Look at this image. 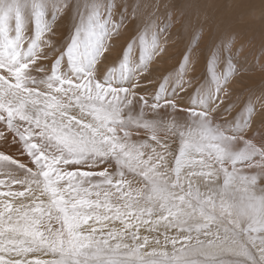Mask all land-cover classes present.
Segmentation results:
<instances>
[{
	"label": "rangeland",
	"instance_id": "rangeland-1",
	"mask_svg": "<svg viewBox=\"0 0 264 264\" xmlns=\"http://www.w3.org/2000/svg\"><path fill=\"white\" fill-rule=\"evenodd\" d=\"M63 2L0 0V182L19 176L20 189L5 188L21 201L39 190L34 200L47 209L30 216L50 224L40 222L48 240L31 259L264 264V0H74L62 15ZM158 141L170 161L197 166L196 186L184 185L187 170L143 177L139 163L126 174L115 162L125 145L143 152ZM47 181L61 197H46ZM179 207L184 219L166 214ZM82 234L97 246L77 250ZM16 235L0 238L6 264L30 261L21 254L39 245Z\"/></svg>",
	"mask_w": 264,
	"mask_h": 264
},
{
	"label": "bare ground",
	"instance_id": "bare-ground-1",
	"mask_svg": "<svg viewBox=\"0 0 264 264\" xmlns=\"http://www.w3.org/2000/svg\"><path fill=\"white\" fill-rule=\"evenodd\" d=\"M102 1V0H101ZM113 1V0H112ZM99 2V1H98ZM112 3H114V2H112ZM112 3H110L111 5H114V4H112ZM103 4V3H102ZM116 4V3H115ZM119 5V4H118ZM248 5V4H247ZM98 6V5H97ZM115 6V5H114ZM218 6V7H217ZM216 7L217 8H215V9H212V10H215L214 12H212V10H210V12H212V13H210V15H212V16H214V17H216V19L217 18H220V17H223L220 13H219V10H222V9H224V7L222 8L220 5H217ZM120 7V6H119ZM116 8H117V6H116ZM255 6H254V8H253V10H255ZM257 8H258V14L261 16V14H264V2H259V5H257ZM114 9V8H113ZM121 9V8H120ZM60 10V9H59ZM112 10V9H111ZM251 10V9H250ZM249 10V11H250ZM78 11V10H77ZM101 11V10H100ZM248 11V12H249ZM43 12V11H42ZM238 12V11H237ZM236 12V13H237ZM97 14H99L98 12H96ZM111 14H112V12H110ZM110 14V15H111ZM245 14V13H244ZM248 14V13H247ZM97 16H99V15H97ZM236 16V15H235ZM234 16V17H235ZM100 18L102 17V15H100L99 16ZM98 17V18H99ZM231 17H233V16H231ZM233 17V18H234ZM238 19V18H237ZM234 22V21H233ZM36 23V22H35ZM227 26V25H226ZM110 27V26H109ZM109 27H107V28H109ZM117 27V26H116ZM230 27V26H229ZM9 32V31H8ZM75 35V34H74ZM219 35V34H218ZM123 36H124V34H123ZM17 37H18V35H17ZM235 38V37H234ZM37 41H39V44L41 43V45H43L44 43V41L45 40H41V39H36ZM36 40L34 41V42H36ZM215 40V39H214ZM101 41V40H100ZM33 42V43H34ZM46 42H48V39H47V41H45V43ZM103 42V41H102ZM254 42V41H253ZM256 42V41H255ZM10 43V42H9ZM8 43V44H9ZM48 44V43H47ZM102 44V43H101ZM191 44V43H190ZM40 45V46H41ZM45 45V44H44ZM50 45V44H49ZM253 45V44H252ZM67 47V46H66ZM198 47V46H197ZM214 47V46H213ZM14 50V49H13ZM48 50V49H47ZM94 51V50H93ZM220 52V51H219ZM90 54V53H89ZM194 54V53H193ZM83 56V55H82ZM93 56V55H92ZM192 56V55H191ZM194 56V55H193ZM187 57V56H186ZM200 57V56H199ZM188 58V57H187ZM202 58V57H201ZM221 58V57H220ZM182 59V58H181ZM192 59V58H191ZM184 61V60H183ZM82 62V61H81ZM80 62V63H81ZM242 63V62H241ZM162 66V65H161ZM164 66V65H163ZM213 66V65H212ZM210 67H211V65H210ZM198 68V67H197ZM193 70V69H192ZM230 70V69H229ZM195 71H196V69H195ZM196 74V73H195ZM167 80V79H166ZM247 80V79H246ZM216 81V80H215ZM167 82V81H166ZM247 82V81H246ZM252 93V92H251ZM211 95V94H210ZM215 96V95H214ZM255 98V97H254ZM203 100V99H202ZM252 101V100H251ZM253 104V103H252ZM150 112V111H149ZM148 113V112H147ZM160 113V112H159ZM178 113V112H177ZM175 114V113H174ZM255 119V118H254ZM186 122V121H185ZM185 122H183V123H185ZM155 123V122H154ZM178 123V122H177ZM174 125V124H173ZM173 125H172V127H173ZM169 126H171V125H169ZM177 127H180V125H176ZM183 127V126H182ZM153 128V127H152ZM157 128V127H156ZM154 129V128H153ZM174 129H176V127L174 128ZM155 130V129H154ZM178 130V129H177ZM186 130V129H185ZM163 131V130H162ZM173 131H175V130H173ZM182 131H184V130H182ZM163 132H165V130L163 131ZM191 132V131H190ZM157 133V132H156ZM167 133H168V131H167ZM200 134V133H199ZM198 134V135H199ZM261 135H262V133H261ZM168 136H170V134L168 135ZM142 138V137H141ZM215 143V142H214ZM151 145V144H150ZM127 147H129L128 145H125V148L120 152V157H118V160L117 161H115L116 163L118 162L119 164L122 162V163H127L130 167H128V169H124V168H122L123 169V171H125V170H127L128 172L126 173V174H131V172H129L130 170L129 169H132V165L135 163V162H137V164L139 163V165H140V168H139V166H138V170H137V174H140V175H142L143 177H147V176H150L151 174H154V173H160V175H157L156 176V178H170L167 174L165 175L164 173H162V170L163 169H170L171 170V166H173V167H176V168H178L180 171L179 172H181V174H183L184 172H185V170H187V172L185 173V175L182 177V179H183V183H184V185L186 186V187H190V188H192L190 185H193V186H196L195 185V183H194V181H193V179H192V172H194V170L196 169V165L193 163V166H188L186 163H188V162H184V163H182L181 161H179V162H175V160L173 161L172 159H171V161H170V157L172 156V152H171V149L170 148H168V147H164L163 146V148L160 146V142L158 141V143H157V145H153V146H151V148H149V149H145L143 152H140L138 149H132V148H127ZM125 149H127V152H128V154H125ZM229 149V148H228ZM115 150V149H114ZM160 150H162V153H160ZM225 150V149H224ZM115 152V151H114ZM174 152H175V150H174ZM12 153V152H11ZM123 155V156H122ZM167 157L168 158V160L170 161V165H159V166H154V161H159V162H161V161H163L164 160V157ZM177 160V159H176ZM130 161V162H129ZM114 162V163H115ZM129 162V163H128ZM136 164V163H135ZM204 165V164H203ZM201 167V166H200ZM169 170V171H170ZM199 170V169H198ZM125 173V172H124ZM196 174H198V173H196ZM133 175V174H132ZM198 175H200V174H198ZM216 175V174H215ZM12 176V175H11ZM10 177V176H9ZM13 177V176H12ZM17 178H20L19 176L18 177H16V176H14L13 178H11V179H9V178H7V179H3V181L4 182H0V215L1 214H3V215H6V217L10 214V213H12V214H14V219L12 220V219H5L4 221H3V223L2 222H0V232H2V234L0 233V238H6V239H8V240H10V241H13V238H15L17 235H16V232H22V234H27V237L28 238H30V239H32V242L34 241L36 244H39L38 246L37 245H33L32 243L30 244V245H27V248H28V252H25V253H22L21 255H24V257L25 258H28L30 261H28V260H25V259H23V258H18L17 259V261H18V263L19 264H36V259H34V260H32L31 258H33V257H40L41 256V246L40 245H42V244H44V243H46V241L48 240V239H46L47 237L45 236V232L39 227V224H40V222H41V224H42V227L43 228H45V231H46V228L47 227H49L50 226V224L49 225H47L46 226V222H48V220H47V218H45V219H41L40 218V216H43L44 215V211L47 209V205L45 204V203H43V202H39V201H35L34 200V198L36 197V195L35 194H38V191L39 190H37V189H33V187H32V189H28L27 190V193H26V201H21L20 199H17V198H15L14 196H11V195H13L12 193H11V190L10 189H7V188H5V187H10V188H15V189H20V187H21V183L18 181V180H16ZM216 178V177H215ZM218 178V177H217ZM209 181V180H208ZM215 181V180H214ZM210 182V181H209ZM209 182H206V183H209ZM211 183H213V181L211 182ZM204 184V183H203ZM219 184V183H218ZM52 185H54L53 184V182L52 181H47V183L45 182L44 183V185H43V187H44V190L46 191L45 193H47V191H49L50 192V194H52V195H50V194H48L46 197H49V196H52L53 198H55V197H57V196H59V197H61L60 196V194L58 193V192H55V190H53V189H51V187H52ZM209 185V184H208ZM198 188H200L201 190L203 189V190H206V191H210V189L209 188H201V182H200V180L198 181ZM203 186V185H202ZM205 186H207L206 184H205ZM214 186V185H213ZM212 186V187H213ZM42 187V186H41ZM218 187V186H217ZM216 188V187H215ZM51 189V190H50ZM184 189V188H183ZM187 189V188H186ZM41 190V189H40ZM43 190V189H42ZM43 190V191H44ZM191 190V189H190ZM193 190V189H192ZM213 190V189H212ZM185 191V190H184ZM218 191H220V189L218 190ZM218 191H217V193H218ZM186 192V191H185ZM213 192H214V190H213ZM41 193V192H40ZM42 193H44V192H42ZM205 193V192H204ZM220 193V192H219ZM218 193V194H219ZM215 194L216 193H210V194H205L206 195V197H209V198H214V197H216L215 196ZM222 194V193H221ZM190 195H192L191 193H189V196ZM202 197V196H201ZM204 197V196H203ZM220 197V196H219ZM221 197H222V195H221ZM222 199V198H221ZM212 201L213 200H215V198L214 199H211ZM210 200V201H211ZM68 201L69 200H67L66 202L68 203ZM199 201V200H198ZM217 201H219L218 200V198H217ZM221 201H223V199L221 200ZM220 201V202H221ZM61 202H62V204L65 202H63L62 201V198L59 200V204H61ZM10 205H14V206H16L17 207V209L16 210H11L10 208H9V206ZM176 207H178V205H176ZM122 208H124V207H122ZM128 209L126 208V211H127ZM135 209H133V211H134ZM181 210H182V208L180 209V207H179V209H175V210H173V211H178V212H173V211H169L168 210V213H166V214H169V215H171V214H177V216L178 217H181L182 219H184V217L185 216H183V214H181ZM33 211H37V213L36 212H33ZM187 214L189 213V212H186ZM30 214H33V215H37V214H39L38 216H37V218H35V219H32L31 217L32 216H30ZM166 214H164V215H166ZM185 214V213H184ZM244 214V213H243ZM242 214V215H243ZM131 214H129L128 212H126V218H124V219H127L128 220V222H129V218L128 217H131L130 216ZM164 215H160L159 217H156L155 218V221H157L159 218H161V217H163ZM236 215H237V218H238V213H236ZM226 216V215H225ZM232 216H235V213L234 214H232ZM241 217V216H240ZM73 218V217H72ZM243 218V217H242ZM74 219V218H73ZM73 219H71V221L73 222V224H75V222L73 221ZM95 219H98V217H97V215H95ZM169 219V218H168ZM240 218H238V220H239ZM137 220V219H136ZM205 220V219H204ZM237 220V221H238ZM182 221V220H181ZM241 221H243V219L241 220ZM248 221V220H247ZM246 221V222H247ZM31 223H33V224H31ZM236 223L237 222H235V225H236ZM10 224H14L13 225V228L12 229H9L8 230V226H10ZM30 224V225H29ZM237 224H239V223H237ZM241 224V223H240ZM27 225H29V226H27ZM26 226V227H25ZM22 227H25L24 229L22 228ZM38 228V229H37ZM72 228V227H71ZM70 228V229H71ZM236 228H237V226H236ZM68 229V228H67ZM163 229V228H162ZM72 230V229H71ZM241 230H242V228H241ZM41 231L43 232V233H41ZM67 231V230H66ZM120 230H118V231H116L115 232V236L114 237H116L117 239H119L118 237V235L120 234V232H119ZM162 231H164V230H162ZM118 232V233H117ZM243 232V231H242ZM13 235H12V234ZM69 233H70V231H69ZM188 234V233H187ZM230 234V233H229ZM68 235V236H67ZM67 235H66V238H67V240H66V242H68L69 244H71L72 246H73V241H74V239H73V236L71 235V234H68L67 233ZM231 235L232 234H230V235H225V237H227L226 238V240L225 239H223V238H221V240H225V241H227L228 242V244H229V241H232V237H231ZM40 236V237H39ZM118 236V237H117ZM182 236H185V237H183V238H186V235H180V237H182ZM237 236V235H236ZM39 237V238H38ZM44 237H46V238H44ZM179 237V236H178ZM196 237V236H195ZM238 237H239V240H240V236L238 235ZM23 238H26L24 235H23ZM38 238V239H37ZM3 240V239H2ZM220 240V241H221ZM51 241H55V238H54V236L53 237H51ZM219 241V242H220ZM7 242L8 241H5V242H2V243H0V263H4V264H6L7 263V261H5L4 259H3V257L4 258H9V251H10V249H8V245H7ZM230 243H233V242H230ZM238 243H240V242H238ZM50 244V243H49ZM121 244V243H120ZM216 244V243H215ZM225 244H226V242H225ZM236 244H237V242H236ZM87 246H91V247H96L97 245L94 243V241L92 240V239H90V238H88L87 236H85L84 234H82V237L81 238H79L78 239V243H77V246H76V249L77 250H82L84 247H87ZM214 246V245H213ZM231 246V245H230ZM51 248V247H50ZM122 248V247H121ZM126 248V247H125ZM75 249V250H76ZM108 249V248H107ZM207 249V248H206ZM209 249V248H208ZM208 249L206 250V251H208ZM215 248H213L212 250H214ZM220 249V248H219ZM218 249V250H219ZM231 249V248H230ZM232 249H234V248H232ZM123 250V249H122ZM211 250V249H210ZM238 252H239V250H237ZM241 252V251H240ZM75 253V252H74ZM142 253H144V252H142ZM76 254V253H75ZM141 254V253H140ZM225 254V253H224ZM260 254H262V253H260ZM16 255V254H15ZM75 256H77V255H75ZM148 256V255H147ZM264 256V255H263ZM47 258V257H46ZM45 259V258H44ZM43 260V259H42Z\"/></svg>",
	"mask_w": 264,
	"mask_h": 264
},
{
	"label": "snow or ice",
	"instance_id": "snow-or-ice-1",
	"mask_svg": "<svg viewBox=\"0 0 264 264\" xmlns=\"http://www.w3.org/2000/svg\"><path fill=\"white\" fill-rule=\"evenodd\" d=\"M76 7L74 0H64L63 4L60 5L61 14H65L68 10L74 9ZM17 11H20V5L16 6ZM79 29H77L78 31Z\"/></svg>",
	"mask_w": 264,
	"mask_h": 264
}]
</instances>
